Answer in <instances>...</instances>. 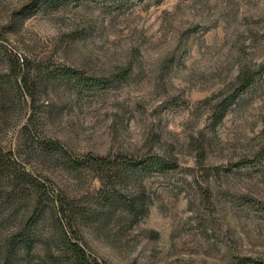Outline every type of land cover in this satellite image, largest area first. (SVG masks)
<instances>
[{
  "label": "rangeland",
  "instance_id": "1",
  "mask_svg": "<svg viewBox=\"0 0 264 264\" xmlns=\"http://www.w3.org/2000/svg\"><path fill=\"white\" fill-rule=\"evenodd\" d=\"M66 237L264 264V0H0V264Z\"/></svg>",
  "mask_w": 264,
  "mask_h": 264
},
{
  "label": "trees",
  "instance_id": "2",
  "mask_svg": "<svg viewBox=\"0 0 264 264\" xmlns=\"http://www.w3.org/2000/svg\"><path fill=\"white\" fill-rule=\"evenodd\" d=\"M224 111L220 113L223 115ZM97 163L107 164L109 160L106 158H97L95 159ZM28 243V241H27ZM64 255L66 256V264H98L97 262L92 263L90 257L87 253V250L79 243L73 242L66 237V245L64 246ZM64 257V256H63ZM58 258L61 256L54 255V253L47 254L46 264H63Z\"/></svg>",
  "mask_w": 264,
  "mask_h": 264
}]
</instances>
